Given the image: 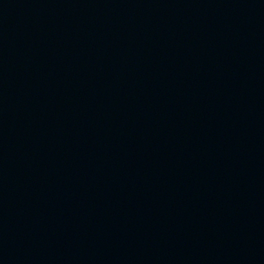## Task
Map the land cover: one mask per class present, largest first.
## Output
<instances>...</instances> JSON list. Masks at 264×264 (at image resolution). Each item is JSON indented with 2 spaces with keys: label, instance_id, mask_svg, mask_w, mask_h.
Listing matches in <instances>:
<instances>
[{
  "label": "water",
  "instance_id": "1",
  "mask_svg": "<svg viewBox=\"0 0 264 264\" xmlns=\"http://www.w3.org/2000/svg\"><path fill=\"white\" fill-rule=\"evenodd\" d=\"M0 264H264V0H0Z\"/></svg>",
  "mask_w": 264,
  "mask_h": 264
}]
</instances>
